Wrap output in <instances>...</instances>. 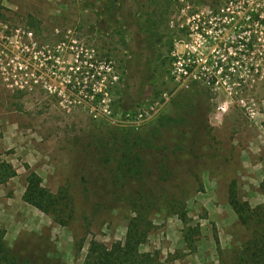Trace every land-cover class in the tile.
Returning <instances> with one entry per match:
<instances>
[{"label": "rangeland", "instance_id": "374dc122", "mask_svg": "<svg viewBox=\"0 0 264 264\" xmlns=\"http://www.w3.org/2000/svg\"><path fill=\"white\" fill-rule=\"evenodd\" d=\"M205 1L0 0V158L17 173L0 227L17 264H82L139 211L159 264H237L251 230L230 184L264 204V0ZM191 42L198 62L176 77ZM29 170L69 205L65 224L23 200Z\"/></svg>", "mask_w": 264, "mask_h": 264}, {"label": "trees", "instance_id": "16d2710c", "mask_svg": "<svg viewBox=\"0 0 264 264\" xmlns=\"http://www.w3.org/2000/svg\"><path fill=\"white\" fill-rule=\"evenodd\" d=\"M117 1L119 5L122 2H125L127 5L129 2H137V0ZM224 1L213 0V4L219 6ZM127 21V27L129 26V29L132 30L131 27L133 26L135 28V34L142 31L138 21ZM140 43H144L142 46L143 49L147 50V53L144 56H141V53H137L136 59L138 61L143 59L144 63L147 64L150 61L149 48L151 39L147 37L144 39L140 38ZM139 48L142 47L140 46ZM131 88L132 83L128 79L126 89L129 93ZM127 154L128 152L125 151L122 158H127ZM119 165L122 170L123 165ZM26 168L29 169L27 165ZM127 170H131V168H127ZM16 174V170L12 164L0 158V184L7 183ZM22 198L37 210L46 214H52L58 223L65 224L67 222L68 213L71 212L69 205L64 202L60 194L52 193L44 187L41 177L35 171L29 170L26 176V185ZM228 202L239 222L251 230L248 240L236 257L237 264H264V204L252 207L248 202L240 201L234 182L230 184L228 189ZM175 210L179 219L186 224L188 217L185 205L183 203H176ZM150 227L151 222L148 221L142 211H139L136 217L130 219L123 240L115 241L110 246H106L95 240L90 241L82 264H159L157 257L151 253L141 252L139 248L146 239ZM5 234L6 230L0 227V264H17L10 257L9 251L5 246ZM192 234L193 231L191 229L185 235V240L189 243H191Z\"/></svg>", "mask_w": 264, "mask_h": 264}, {"label": "built area", "instance_id": "2783aa9c", "mask_svg": "<svg viewBox=\"0 0 264 264\" xmlns=\"http://www.w3.org/2000/svg\"><path fill=\"white\" fill-rule=\"evenodd\" d=\"M28 35L31 36L32 33L29 32ZM195 35H198V31H195ZM3 38L4 36L0 37V50H1L0 53H2ZM186 48L187 51L185 52V54L188 56L186 58L184 57L183 54L175 53L176 61L173 63L174 64L173 74L176 77H180L191 72L190 67H194L198 62L197 56L199 53H197V48L195 43L191 42L190 44H186ZM220 110L221 113H224L226 111V107H220Z\"/></svg>", "mask_w": 264, "mask_h": 264}]
</instances>
